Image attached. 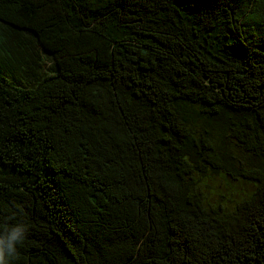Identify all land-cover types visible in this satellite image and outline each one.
Masks as SVG:
<instances>
[{"label": "trees", "instance_id": "obj_1", "mask_svg": "<svg viewBox=\"0 0 264 264\" xmlns=\"http://www.w3.org/2000/svg\"><path fill=\"white\" fill-rule=\"evenodd\" d=\"M20 224L7 264H264V0H0Z\"/></svg>", "mask_w": 264, "mask_h": 264}, {"label": "clouds", "instance_id": "obj_2", "mask_svg": "<svg viewBox=\"0 0 264 264\" xmlns=\"http://www.w3.org/2000/svg\"><path fill=\"white\" fill-rule=\"evenodd\" d=\"M26 227L23 224L5 229V234L0 235V264H7L6 257L17 256V244L23 242Z\"/></svg>", "mask_w": 264, "mask_h": 264}, {"label": "rangeland", "instance_id": "obj_3", "mask_svg": "<svg viewBox=\"0 0 264 264\" xmlns=\"http://www.w3.org/2000/svg\"><path fill=\"white\" fill-rule=\"evenodd\" d=\"M240 190H244V188H241V189H237L236 191H240ZM238 193V192H237Z\"/></svg>", "mask_w": 264, "mask_h": 264}]
</instances>
